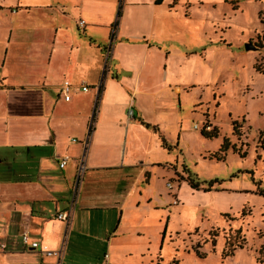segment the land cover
<instances>
[{
	"label": "crops",
	"instance_id": "crops-1",
	"mask_svg": "<svg viewBox=\"0 0 264 264\" xmlns=\"http://www.w3.org/2000/svg\"><path fill=\"white\" fill-rule=\"evenodd\" d=\"M163 2L0 0V147H25L26 159L17 162L30 170L28 162L34 163L30 174L0 178V241L6 245L0 264H58L67 247L65 232L70 235L80 227L79 213L94 209L113 217L109 225L102 215V229L94 232L103 242L105 264H150L147 230L155 229V242L165 236L168 225L163 217L169 212L152 179L167 174L163 164L143 159L152 134L138 120L153 125L147 112L154 109L160 89L173 84L166 67L170 51L153 41L166 29L157 12ZM64 80L69 83L68 100L61 93ZM82 80L88 85L85 92L80 90ZM90 86L91 116L82 121V140L71 139L81 148L59 166L57 123L68 127L75 119L70 113L58 115L57 107L72 104ZM48 91L57 92L50 108L43 103L50 102ZM128 108L131 118L126 116ZM71 159L62 185L52 171L56 166L63 171ZM76 188L75 198L59 206L58 200L65 198L56 195ZM58 212H67L68 218L57 219ZM21 232L39 246H24Z\"/></svg>",
	"mask_w": 264,
	"mask_h": 264
},
{
	"label": "rangeland",
	"instance_id": "rangeland-1",
	"mask_svg": "<svg viewBox=\"0 0 264 264\" xmlns=\"http://www.w3.org/2000/svg\"><path fill=\"white\" fill-rule=\"evenodd\" d=\"M163 3L157 12L166 29L153 41L170 51L166 67L173 84L160 89L154 109L147 112L148 122L158 129L147 128L152 138L143 159L163 164L167 175H157L152 186L163 193L162 207L169 212L163 217L165 236L155 242V229L147 230L150 264H264V74L255 69L264 66V0ZM92 91L90 86L72 104L57 107L58 115L70 113L75 119L68 127L57 123L61 156H75L81 148ZM47 97L50 102L43 103L50 108L57 92L48 91ZM212 128L211 138L199 132ZM224 140L226 150L214 157ZM27 153L25 147H0V178L30 174L34 163L28 162L30 170L16 160L26 159ZM72 161L63 171L51 161L62 185ZM187 176L198 182L197 190L184 181ZM76 194L77 188L57 194L65 198L59 206H67ZM102 215L114 224L109 211L79 213L80 227L65 232L67 247L58 264L106 263L103 242L94 235L102 229Z\"/></svg>",
	"mask_w": 264,
	"mask_h": 264
},
{
	"label": "built area",
	"instance_id": "built-area-1",
	"mask_svg": "<svg viewBox=\"0 0 264 264\" xmlns=\"http://www.w3.org/2000/svg\"><path fill=\"white\" fill-rule=\"evenodd\" d=\"M78 24H79V26H82L83 25V22L81 20H79L78 21ZM87 89H88L87 83L84 80H82L80 82V90L82 92H85ZM68 92H69V83L66 80H64L62 82V84H61V93H62V97H63L64 100H68V98H69ZM126 116H127V118H131L132 117V110H131V108H128L127 109ZM72 141L74 142L75 139H72ZM68 160H69V157L67 155L61 156L59 158V160H58L59 166L65 165ZM80 167L81 166L79 165V168ZM55 217L57 219H60V220H63L64 221V220H66L68 218V213L67 212H61V213L58 212V213H56ZM20 241H21V243L24 246H28L27 247L28 249H35V248H37L39 246L38 241H36V240H30L28 238V234L26 232H21L20 233ZM5 248H6L5 243H3L2 241H0V251H3ZM43 253L45 255H54V256L57 255L56 252H52V251H48V250H43Z\"/></svg>",
	"mask_w": 264,
	"mask_h": 264
},
{
	"label": "trees",
	"instance_id": "trees-1",
	"mask_svg": "<svg viewBox=\"0 0 264 264\" xmlns=\"http://www.w3.org/2000/svg\"><path fill=\"white\" fill-rule=\"evenodd\" d=\"M115 24H116V23H115ZM115 24H114V25H115ZM255 69H256L257 71H260V72H262V73L264 74V66L262 67L261 64H256V65H255ZM91 120H92V117H91ZM138 121H139L140 124L143 125L145 128H148V129L150 128L153 132H155V131L157 130V128H156L155 126L150 125L149 123H146V122H144V121H142V120H140V119H139ZM90 130H91V122L88 124V131L90 132ZM199 132H200V134H201L203 137L211 138L212 136L215 135V132H216V131H215L214 128H212L211 130H208V131H206V130H204V129H200ZM227 145H228L227 141L224 140V141L222 142V144L220 145L218 151L215 152V153H213V156L216 157V158H218L219 154H220L221 152H224V151L226 150ZM145 177L147 178V173H145ZM146 178H145V179H146ZM184 181H186V183L189 185V187H190L191 189H195V190H197V189L199 188V184H198V182H197V181H194L193 179H191L190 176H187V177L185 178Z\"/></svg>",
	"mask_w": 264,
	"mask_h": 264
},
{
	"label": "water",
	"instance_id": "water-1",
	"mask_svg": "<svg viewBox=\"0 0 264 264\" xmlns=\"http://www.w3.org/2000/svg\"><path fill=\"white\" fill-rule=\"evenodd\" d=\"M250 47H251L250 45L246 44V48H250Z\"/></svg>",
	"mask_w": 264,
	"mask_h": 264
}]
</instances>
